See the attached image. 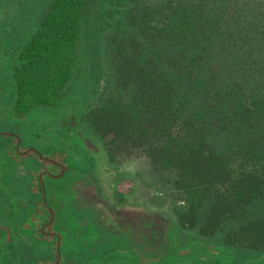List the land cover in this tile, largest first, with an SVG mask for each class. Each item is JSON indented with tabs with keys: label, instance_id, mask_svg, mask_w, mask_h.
<instances>
[{
	"label": "trees",
	"instance_id": "1",
	"mask_svg": "<svg viewBox=\"0 0 264 264\" xmlns=\"http://www.w3.org/2000/svg\"><path fill=\"white\" fill-rule=\"evenodd\" d=\"M87 1L53 0L36 32L10 47L0 8V92L11 94L15 118L64 108L110 161L142 158L182 194L180 230L198 228L204 244L221 232L218 245L232 253L264 251V0H115L104 18L106 28L113 20L110 76L71 103ZM9 160L12 192L21 211L30 209L13 227L0 221L13 234L11 242L0 236V264H26L27 239L53 248L19 222L39 196L30 167ZM255 256L249 264L261 261Z\"/></svg>",
	"mask_w": 264,
	"mask_h": 264
},
{
	"label": "rangeland",
	"instance_id": "2",
	"mask_svg": "<svg viewBox=\"0 0 264 264\" xmlns=\"http://www.w3.org/2000/svg\"><path fill=\"white\" fill-rule=\"evenodd\" d=\"M52 3L53 0H0V8L5 10L2 26L8 34L7 45H17L18 41L22 43L21 40L32 36ZM115 7V0L87 1L76 72L68 95L71 103L83 99L86 91L94 86L96 77L103 86L110 76L106 38L112 32L113 20L109 18L111 24L107 29L104 18ZM11 97L8 92H0V132L6 136L17 135L15 140L0 136V221H6L8 213L15 221L23 204V198L16 199L11 189L14 185L11 165L16 163L9 157H15L19 160L18 166L30 167L39 193V208L30 213L23 229L37 237L43 234V229L59 234L60 264H145L134 248L153 259L146 264H249L255 255L261 261L253 264H264V251L255 253L233 246L236 252L232 253L224 245L219 246L223 241L221 232L204 244L197 240L198 228L180 230L177 211L184 209L185 198L172 189L171 183H163L142 158L110 161L101 140L82 125L86 136L81 135L75 122L69 123L66 115L62 117L64 108L36 110L20 121L9 109ZM18 138L21 139L20 153L32 148L37 150L65 166L63 176L56 179L48 175H61V168L41 158L36 160L34 152L19 154ZM7 141L10 145L5 153ZM59 141L64 145L59 147ZM40 174L47 188V207L40 190ZM49 208L54 212V220ZM199 216L203 221L205 212ZM49 221L53 222L46 226ZM6 230L0 228V236L11 242L13 234ZM48 240L53 249H45L40 244L37 247L31 239L21 245L23 260L30 257L26 264H55L57 238L50 236ZM120 246L124 252L117 251L122 249ZM159 257L164 258L156 261Z\"/></svg>",
	"mask_w": 264,
	"mask_h": 264
},
{
	"label": "water",
	"instance_id": "3",
	"mask_svg": "<svg viewBox=\"0 0 264 264\" xmlns=\"http://www.w3.org/2000/svg\"><path fill=\"white\" fill-rule=\"evenodd\" d=\"M0 135H7L6 133H1L0 132ZM10 135L12 136L13 134L12 133H10ZM20 143H21V139H19L18 138V143H17V146H16V150L19 152V146H20ZM30 152H34L36 155H38L40 158H42L43 160H46V161H49V162H54L52 159H50V158H48V157H45V156H43V155H41L37 150H35V149H29V150H27V151H25V152H22V153H20L19 152V154H21V155H27V154H29ZM59 166L61 167V169H62V173H61V175H59V176H53V177H61L63 174H64V172L66 171V167L65 166H63L62 164H59ZM40 180H41V184H42V187H43V200H44V203H45V205H47L48 206V204H47V200H46V197H45V185H44V183H43V177H42V175L40 176ZM51 214H52V218L54 217V214H53V212L51 211ZM60 243H61V237L59 236V238H58V245H57V251H58V260H57V263L61 260V245H60ZM140 257H141V261L142 262H151L153 259H149V260H146V259H144L143 258V256L140 254ZM156 261H161V260H163V257H159V258H157V259H155ZM57 263H55V264H57Z\"/></svg>",
	"mask_w": 264,
	"mask_h": 264
},
{
	"label": "flooded vegetation",
	"instance_id": "4",
	"mask_svg": "<svg viewBox=\"0 0 264 264\" xmlns=\"http://www.w3.org/2000/svg\"><path fill=\"white\" fill-rule=\"evenodd\" d=\"M42 159V158H41ZM51 159V158H50ZM53 160V159H52ZM46 161V160H45ZM54 161V160H53ZM47 162H49V161H47ZM49 163H51V164H53V165H55V166H57V167H60L59 166V162H57V161H54V162H49ZM61 168V167H60ZM47 173V172H46ZM61 173H62V169H61ZM65 173V172H64ZM48 175H50L51 177H53V176H59V174L58 175H54V174H52V173H47ZM42 175V177H43V174H40V176ZM40 176H39V182H40V190H41V193L43 194V187H42V184H41V180H40ZM63 176V175H62ZM53 178H56V177H53ZM56 179H59V177H57ZM45 195H46V193H47V188L45 187ZM43 203H44V200H43ZM44 205H45V203H44ZM46 207H47V205H46ZM50 209V208H49ZM51 211L53 212V210L52 209H50V214H51ZM53 214H54V212H53ZM51 216H52V214H51ZM55 217V216H54ZM53 217V218H54ZM52 218V219H53ZM54 220V219H53ZM52 222L53 221H49V223H46V226H47V224H49V225H51L52 224ZM45 226V225H44ZM42 233H43V235L44 236H46V238L48 239V237H56L57 238V245H58V238H59V234H57V233H47V232H45L44 231V229L42 230ZM46 240V239H45ZM50 241V240H49ZM119 242H122V241H119ZM42 246V245H41ZM120 247H122V246H120ZM124 247H122V249L121 250H118L117 249V251H123L124 249H123ZM45 249H47V248H45ZM132 250H134L135 252H137L138 253V255L140 256V253H139V249H136V248H134V249H132ZM57 251V250H56ZM124 252V251H123ZM58 251H57V260H58ZM57 260H56V262L55 263H57ZM61 261V260H60ZM60 261L57 263V264H60Z\"/></svg>",
	"mask_w": 264,
	"mask_h": 264
},
{
	"label": "crops",
	"instance_id": "5",
	"mask_svg": "<svg viewBox=\"0 0 264 264\" xmlns=\"http://www.w3.org/2000/svg\"><path fill=\"white\" fill-rule=\"evenodd\" d=\"M36 186H35V184L33 185V188H32V191L36 194V195H38L39 193H37V191H36V188H35ZM29 208L27 205H25V208H24V210H22V211H25V210H27V208ZM39 207H38V204L36 205V209H38ZM30 209V208H29ZM22 211L20 210V213L19 214H21L22 213ZM29 211V210H28ZM30 214V212L28 213L27 211H26V214H25V219L24 218H21V217H19V222L20 223H23V228L28 224L27 223V221H26V218H28V215ZM18 219V216L16 217V220L15 221H13V218H11L10 219V214L8 213V215H7V217H6V221L5 222H7L8 223V226L10 227H13V225H15V224H17V220ZM25 233L26 234H30L29 236H31V233H28V232H26L25 231ZM124 240V239H123ZM123 242V241H122ZM6 254H8V252H6ZM142 255V254H141ZM143 256V258L144 259H146V260H149L148 258H146L145 257V255H142ZM186 256V255H185ZM140 257V256H139ZM164 258V257H163ZM140 260H141V257H140ZM142 263H149V262H142Z\"/></svg>",
	"mask_w": 264,
	"mask_h": 264
}]
</instances>
